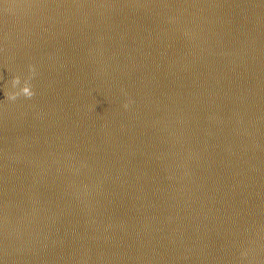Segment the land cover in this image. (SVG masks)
<instances>
[{
  "label": "water",
  "instance_id": "water-1",
  "mask_svg": "<svg viewBox=\"0 0 264 264\" xmlns=\"http://www.w3.org/2000/svg\"><path fill=\"white\" fill-rule=\"evenodd\" d=\"M0 264H264V0H0Z\"/></svg>",
  "mask_w": 264,
  "mask_h": 264
}]
</instances>
